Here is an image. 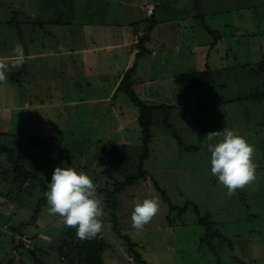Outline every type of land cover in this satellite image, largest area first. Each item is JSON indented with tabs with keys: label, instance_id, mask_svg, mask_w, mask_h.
I'll list each match as a JSON object with an SVG mask.
<instances>
[{
	"label": "rangeland",
	"instance_id": "1",
	"mask_svg": "<svg viewBox=\"0 0 264 264\" xmlns=\"http://www.w3.org/2000/svg\"><path fill=\"white\" fill-rule=\"evenodd\" d=\"M41 1L0 0V57H10L17 42L23 45L25 54L29 50L35 54L44 50V46L36 44L40 38L29 39L26 33L27 23H30L27 21ZM118 1L126 7L125 0ZM143 1L140 0L141 4ZM114 7L120 8V5L115 3ZM128 8L111 25L121 35L131 28ZM160 10L163 20H177L183 28L188 26L190 38L206 46L207 37L215 41L217 34L206 33L200 20L209 24L211 30L221 32L224 56L211 67L214 84L185 89L181 95L178 94L181 87L168 82L170 75L163 76L164 80L159 77L163 69L153 77H145L144 88L136 89L140 98H149L152 103L163 98L170 107L153 115V139L144 160L141 159L138 108L126 93L119 92V99L124 97L127 103L123 109L119 108L126 114L123 126L108 124L117 108L111 107L109 102L94 104L95 107L75 105L80 97L105 94L112 87L110 77L125 70L128 60L123 58L114 61L110 77L100 75L103 71L96 74L105 61L103 54L87 59L92 73L86 75L83 66L82 72L75 74L80 65L72 66L73 60L69 58L60 68L59 57L50 61L36 59L32 63L39 73H20L16 80L15 74L23 66L10 68L7 82L0 84V133H8L0 141L33 164L47 184L58 166L84 171L93 180L105 213L102 232L107 244L103 254L106 264H240L238 259L243 260V264H264V126L260 121L264 118L256 108L259 100L237 98L242 95L238 90L243 94L255 87L260 89L259 94L264 91V73L257 66L264 61V0H165L156 11V19ZM146 24L134 23L131 31L138 28L144 31ZM216 26L220 29H215ZM32 28L30 23L29 29ZM238 28L242 36L236 35ZM247 33H250L248 37ZM204 49L207 55L209 50ZM6 62L10 64L11 60ZM250 62L257 67H234ZM82 64L86 65L83 60ZM154 64L160 63L150 65ZM205 68L203 65L199 70ZM87 84L92 85L94 93L88 91ZM223 94L230 99L219 105L214 99ZM259 99H263L262 95ZM225 128L254 146L253 160L257 165L255 182L243 190L238 189L231 197L211 174V153L205 140L209 132ZM141 167L148 172L147 178L109 197L112 192L109 190L137 175ZM0 191L6 193L4 189ZM26 193H12L16 202L8 200L11 196L7 199L0 195V264H35L29 251L15 250V244L25 236L14 235L10 229L30 220L42 197L40 190ZM164 194L170 201L164 199ZM151 198L158 200L159 211L143 232L138 233L132 228V212L137 203ZM111 201L117 202L116 215ZM189 202L196 205L199 212L192 209L179 215ZM201 220L213 223L212 232L216 235L210 241L203 240L208 230ZM24 232L36 234L35 242L44 248L40 253L42 257L39 255L41 260L46 258V264H63L57 247L65 236L66 227L59 217L48 214L47 207ZM128 240L135 244L133 252ZM136 251L140 255L138 261Z\"/></svg>",
	"mask_w": 264,
	"mask_h": 264
},
{
	"label": "crops",
	"instance_id": "2",
	"mask_svg": "<svg viewBox=\"0 0 264 264\" xmlns=\"http://www.w3.org/2000/svg\"><path fill=\"white\" fill-rule=\"evenodd\" d=\"M125 1L124 4L126 7H129L128 9L131 12L130 15L132 18V21L129 22L131 28L126 30L125 35H121L119 30H115L111 26L115 24L117 19L121 18L123 11L126 9V7L122 6L123 2L118 0H42L41 5L37 4L35 10H33V14H31V20L34 19V21L41 22V24L36 23L33 25L34 22H31L33 28L29 29L30 23H27L28 29H26L29 39L33 37L40 38V41L36 44L44 46V50L41 53L35 54L31 50L26 52V75H33L35 72L36 74L39 73L38 70L35 69V64L32 63L38 58L50 61L53 57H59L62 61L59 63L60 68L61 66H64L63 61L65 59H72V66H76L77 63L80 65V70L75 72V74H80L84 67L83 74L86 75L92 70L90 60L87 59H94L97 55L103 54L105 61L100 66L101 70L99 69L96 74L103 71V74L100 75H104L105 77L111 76L109 70L112 69L114 61L123 58L128 60L125 70L121 74L110 77L112 87L107 90L105 94H90L87 97H80L75 100V105L80 106H93L94 104L106 101L110 103L111 107H117L111 114V120L108 121V124H112L113 126L119 124L122 126L124 125V117L126 114H124L121 109H123V106L126 107L127 103L124 97L119 99L120 91H117V89L124 73L130 67L129 65H131L134 56L139 50V47L134 43V40L135 35L141 30L138 28L137 30L134 29L131 31L132 24L146 22V28L150 20L147 15V6L151 3L155 4L156 8L153 17L156 19L155 14L158 7L161 8L162 4L165 3V0H154V2L153 0H144L142 4L140 0ZM115 3L120 5V8H115ZM161 14H163L162 10H160V15L158 19H156L151 33L148 34L143 43L146 53L140 58L135 77L137 83L135 89L140 91L144 88L143 81L146 79L145 77H153L156 75V72L161 71V69H163L164 72H159V77H162L164 80L166 77L163 76L170 75L168 76V82L179 86L177 84L178 75L195 71H204L207 68L213 67L216 60L219 57L224 56V51H221V43L224 39L223 35L219 37L213 46L210 45L213 41H211L210 36H208L206 39V46L202 44L201 41L196 39L192 40V38H190L189 30L186 29L188 26L185 25L183 28L181 23L177 20L167 22L161 18ZM176 15H173V18H178ZM202 18L205 20L204 15H202ZM200 21L204 23L205 32L208 33L210 25L202 20ZM173 22L174 24L172 27H165ZM215 29L219 30L220 26H216ZM241 32V29L238 28L236 35L242 36ZM250 33H247L246 37H248ZM176 36H180V38L176 39ZM234 39H236V37H234ZM204 48H208L209 50L207 55L204 54ZM213 51L216 52V55H213ZM62 55L63 57H60ZM82 60L86 65L82 64ZM200 61L202 62L200 63ZM156 62H159L160 64L157 66H155V64L153 66L150 65ZM251 63L253 62L247 64L241 63L234 67H244L247 69L257 65L251 66ZM203 65L206 68L204 70H199ZM163 80H160V82ZM87 85L89 88L88 91L94 93L95 91H93L92 85ZM213 90L215 91V89ZM253 90L246 92L245 94H243L241 90H238L242 95L237 96V98L240 99V97L242 98L248 94H259L260 89L258 87H255L254 93H251ZM181 93L180 90L178 94L181 95ZM138 96L141 97L139 94ZM262 97L263 99H259L260 96H257L256 98L246 100L253 102L259 100L256 108L262 113L264 118V96L262 95ZM141 99L147 104H169V102L163 98L159 99V102L154 103L150 102L149 98L146 100L144 98ZM229 99L230 98H226V95L223 94V96L216 95L214 101L218 102L219 105H224ZM119 108L121 109L119 110ZM81 115L82 111L80 112V116ZM260 121L262 126H264V120ZM139 131H141V129H139ZM31 241L34 246L37 247L38 254L43 252V246L36 245L35 239H31ZM46 263L47 259L44 258V264Z\"/></svg>",
	"mask_w": 264,
	"mask_h": 264
},
{
	"label": "trees",
	"instance_id": "3",
	"mask_svg": "<svg viewBox=\"0 0 264 264\" xmlns=\"http://www.w3.org/2000/svg\"><path fill=\"white\" fill-rule=\"evenodd\" d=\"M148 17L150 19L149 24L144 29V31L143 30L141 31L143 35L140 37V41L138 43H135L134 40V43L139 47V50L134 56L130 67L124 73L122 80L117 89V91H122L126 93L129 99L138 108L139 126L141 129V140L143 147V154L141 156L142 160H144L149 155V147L153 139V135H152L153 115L156 112H165L169 110L170 107V105L168 104L152 105L145 103L138 96L135 89V86L137 84L135 77H136L138 63L140 61V58L146 53L143 47V43L145 38L148 36V34L151 33L156 21L155 19L153 20L152 18L153 15ZM27 22L30 23L34 22L33 25H35L36 23L41 24V22H36L34 21V19L31 20V18ZM208 31L211 34H215V35L217 34L215 38L217 40L219 39L220 36H222L221 33L217 30H211L208 28ZM139 33H137L136 35H138ZM217 40L213 41V44H215ZM257 66L259 68V71L264 73V61H261ZM24 72H26V61L23 64V69L18 74H15V80L20 76V73H24ZM177 82L178 85L181 87L180 90L182 89L181 91L185 89L200 88L202 86H208L214 84L215 82L214 73L211 68H208L206 71H195L191 73L180 74L177 76ZM263 93L264 91L258 95L248 94L246 96H243V98L252 99V98H256L257 96L261 97V95L264 96ZM7 135L8 133L1 132L0 140H2V138ZM142 160H141V164H142ZM147 176H148V172L142 169L141 167L137 175L133 176L132 178H129L128 181L126 182L120 184L118 183L117 184L118 186H115L113 190H109L112 191L110 192L109 197L111 196V194H115L124 190L129 185L135 184L139 179L147 178ZM0 186H1L0 189L6 190V193L0 191V195L6 196L7 199L8 197L11 196L8 200L12 202L13 201L16 202V197H14L15 195L12 193L22 194L23 192H27L26 194H28L29 191L30 192L32 191V193L35 190L41 191L42 197H40L36 203V207L34 209L35 211L32 218L28 221L22 222L18 227L11 226L10 229L14 235L25 236V238L24 239L21 238L17 244L14 243L15 239L13 240V243L16 245L14 246L15 250L17 252H19V248L27 250L32 254L35 264H44V261L41 260L40 258L41 255L38 254L37 252L38 251L37 247H35L33 242L31 241V239H35L36 234L28 235L29 233L27 234V232H24V228L28 227V225L35 224L38 215L43 211L45 207H47V200L46 197L44 196V193L48 191V184L45 183V180L43 179V177L39 175V172H37V170L34 169L33 164L28 163L26 160L23 159L22 155L16 154V151L12 147H9V145L7 144L1 143V141H0ZM4 196L1 197L6 200ZM164 199L167 201L169 200V198L165 194H164ZM111 206L113 208V214L116 215L115 210L118 206L117 202L111 201ZM192 209L195 212H199L198 207L189 202L181 208L179 215L183 216L189 210ZM201 223L207 225L206 227L208 230L206 239L203 240L210 241L216 235L212 232L213 223L210 220H206V221L201 220ZM118 225L119 224L117 222V219L115 218V228L117 230H118ZM128 241L130 245V250L133 252L135 244H133L132 241L130 240ZM25 244L27 247L25 246ZM35 244L38 245L37 243ZM106 249H107V244L103 239V232L98 234L94 239L80 240L76 237L75 229L66 227L65 236L62 242L60 243V245L57 247V255L60 258V261L63 262V264H106L103 258V254ZM136 254L137 255L135 257L138 261L140 260V255L137 251ZM238 261L240 264H243V260L238 259Z\"/></svg>",
	"mask_w": 264,
	"mask_h": 264
},
{
	"label": "clouds",
	"instance_id": "4",
	"mask_svg": "<svg viewBox=\"0 0 264 264\" xmlns=\"http://www.w3.org/2000/svg\"><path fill=\"white\" fill-rule=\"evenodd\" d=\"M25 59L23 45L19 42L12 49L10 57H0V84L7 82L9 69L22 67ZM8 60H11L10 64L6 62ZM205 140L211 153V174L227 189L229 197L235 195L238 189L243 190L255 182V149L244 137L225 128L209 132ZM44 196L48 214L59 217L63 226L75 229L78 239H94L103 231V201L97 196L93 180L84 171L78 172L68 166L56 167ZM158 211L159 202L155 198L137 203L131 216L132 228L138 233L143 232Z\"/></svg>",
	"mask_w": 264,
	"mask_h": 264
},
{
	"label": "built area",
	"instance_id": "5",
	"mask_svg": "<svg viewBox=\"0 0 264 264\" xmlns=\"http://www.w3.org/2000/svg\"><path fill=\"white\" fill-rule=\"evenodd\" d=\"M155 8H156L155 4L147 6V9H146L147 10V15L148 16H152L154 14ZM142 35H143V33L141 32V33H139L138 35L135 36V43H138L140 41V37Z\"/></svg>",
	"mask_w": 264,
	"mask_h": 264
}]
</instances>
